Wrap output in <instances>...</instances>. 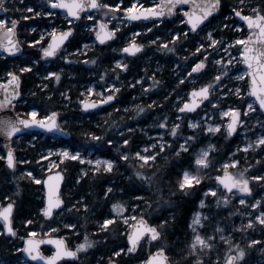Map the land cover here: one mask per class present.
<instances>
[{
    "label": "trees",
    "instance_id": "obj_1",
    "mask_svg": "<svg viewBox=\"0 0 264 264\" xmlns=\"http://www.w3.org/2000/svg\"><path fill=\"white\" fill-rule=\"evenodd\" d=\"M40 0H7V15L11 20H17L18 35L24 45L25 57L21 59V64L14 63L16 58L0 57V79L7 76V72L14 71L21 76L22 79V98L16 103V111L27 117L33 107L39 110L40 116L57 112L61 125L71 133L69 139H56L50 135L43 134H25L17 137L13 141L14 149L18 155L19 163L15 171H10L4 160H0V204H6L8 197L15 201L16 207L14 212V226L17 230L15 238L9 237L7 234L0 236V262L2 264H17L23 262L21 259V249L24 239L21 237L28 236L32 231H36L40 236L54 235L64 237L71 248H75L78 244L84 242L87 235L89 239L96 241L95 245L87 251H81L76 261H66L63 264H106L109 258L117 260L118 264H140L152 253L158 246L165 245L171 249L170 257L176 261H181L184 256L187 244L191 240V232L188 224L194 212L198 209L199 202L203 197V193L207 187L213 183L211 176L207 174L193 192L180 199L178 208L163 206L156 208L155 204L151 209L148 208L146 201L156 199L154 187L149 188L146 182H142L135 175L137 170L145 172V175H151L157 172V177L161 180V185L167 190L174 187L179 179V171L181 168L194 169L196 152L207 140H212L216 144V149L212 153L214 159V168H208L213 174L221 172L220 164L215 161H226L229 155L234 151L237 143V137L234 139L225 138L223 135H215L209 139L208 135L201 134L197 141H190L188 151L181 152L180 156L174 155L176 149L190 135L199 136L187 126L190 118L188 115L183 117L180 122L181 128L178 135L172 137L168 130H164L165 137L170 142V147L157 156L156 165L152 168L145 166L140 168L138 158L134 153L140 151L151 141L144 130H150L151 134L163 132L159 128V123L166 116L169 126L172 123L179 122L177 116L178 105L175 104V98L181 93L187 96L191 84L189 77H185L183 83H180L179 74L176 70L182 68V76H186L191 71L199 59H202L200 53H197L196 47L200 42L206 46L209 43L206 31H201L199 35L188 33V38L176 41L175 52L162 51L161 47L164 43H170L177 31H185L186 26L181 24L179 20H167L161 23H125L117 31L112 42L106 45H89L85 51H82L83 45L92 40L87 30L89 21L83 18L81 21L74 23V34L67 44V52L70 53L69 59L64 60L62 51L58 56L45 59L41 55V50L30 44L33 40H39L41 36V28L49 26L47 22L51 17H44L43 14L37 16L33 12H28L27 8L33 6L36 11L42 6V10H47V5H41ZM103 3H118V0H101ZM222 10L220 15L212 18V23L208 30L215 29L213 35L218 39H227L229 42L247 36V29L237 17L231 15L233 8L240 6H255L261 0H244L243 5H239L240 0H221ZM131 0H124L122 5L126 8ZM44 6V7H43ZM249 14V9H243ZM6 15V16H7ZM24 17H29L25 19ZM225 17H231L226 20ZM8 20V21H9ZM223 23H227V29L222 27ZM239 26L242 30H238ZM35 27L36 31L31 28ZM140 31L137 40L145 44V49L137 57L123 56L121 49L128 44L130 34ZM154 38H158L155 44H151ZM48 41L46 37L41 44L44 46ZM77 49H80L78 52ZM235 50L240 49L239 45L234 46ZM211 55L206 61V68L198 73L202 79V83H211V75L216 67L213 64V53L211 48L208 49ZM18 58V57H17ZM186 58V59H185ZM95 59L96 64L88 63ZM36 60L40 62L35 63ZM117 60H122L128 65V69L119 68L116 65ZM158 61V62H157ZM158 66V80L161 85L150 91H144L137 81L141 78L145 81V87L151 84L150 77L154 71V65ZM25 65L31 66L30 72H20V68ZM48 72L61 73L59 83L55 82V78H46ZM194 74V73H193ZM192 74V75H193ZM101 76L104 79H101ZM116 81L120 91L115 93L116 99L114 103L107 107H102L93 112H83L80 106V99L87 85L96 82V88L103 89L105 82ZM227 88L220 89L213 94L211 99L216 102L215 98L220 100V106L225 107L228 104L236 107H245V101H249V97L233 96L229 94L222 99L219 94L227 91L235 82L224 79ZM47 84V88H43V84ZM130 85H135L132 87ZM245 86L248 87L247 78ZM175 89V91H172ZM109 92V91H108ZM107 92V93H108ZM169 97L165 99V97ZM70 97V100L68 99ZM153 101L156 102L155 106ZM209 101L206 105H209ZM137 105L145 107V112L139 113ZM264 118V115H261ZM150 128V129H149ZM131 130V131H129ZM224 132V131H223ZM222 132V133H223ZM93 134L99 136L100 140H94ZM130 139L128 145L123 144V138ZM112 140L113 143H107ZM67 146L72 151L81 150L83 154L91 153L92 156L105 157L116 161L112 172H94L93 168L80 160H72L66 158L59 161L58 170L62 171L65 176V182L62 189V197L65 205L62 210L55 212L51 219L41 213L40 208L44 206V187L43 184H36L26 173L31 171L40 179H44L47 174L52 172L48 169L46 160H40L41 154L49 147ZM0 149L3 151L2 147ZM119 149V151H118ZM124 153L129 154V160L122 158ZM252 168L251 175L264 174V150L261 152H249L247 156ZM241 166L245 159L239 155ZM29 161L30 163H20V161ZM180 160L182 163H177ZM259 161V163H257ZM87 171L88 175L84 176L83 172ZM82 177V178H81ZM216 184V183H214ZM111 186L113 193L107 198L104 197L105 189ZM253 187L264 191V185L253 182ZM19 188V191H18ZM144 188L146 191H138ZM123 189V191H120ZM138 196H143L144 200H138ZM208 202L213 205L215 198L207 197ZM80 201L87 202L89 210L85 211L77 204L76 208H72V204ZM117 202H123L127 211L125 216L130 214L145 215L149 223L158 224L160 219H169L171 215H176L175 224L171 222L164 233V240L159 242L148 243L142 241L138 250L134 253H122L120 257H115L114 252L119 247H127L126 234L129 226L117 219L114 226H109L108 231H100L102 221L107 218L109 213L113 216L117 213L112 209L111 205ZM135 205L138 208L133 210ZM70 210H64V208ZM79 208V211H77ZM212 209V208H211ZM31 219L32 224H26L25 220ZM75 224V228H68L66 225ZM3 224L0 221V231H3ZM242 238L237 242L241 247H246L245 260L247 264H257L260 258L264 260V228L260 227L259 231L240 232ZM250 239L262 240V244L255 246H247ZM222 245V244H220ZM44 252L50 251L48 246L43 248ZM179 253V254H178ZM219 253L225 255L224 248L219 247ZM189 259L194 260V257ZM216 257L212 255V260ZM33 264V263H27ZM207 264V260H206Z\"/></svg>",
    "mask_w": 264,
    "mask_h": 264
},
{
    "label": "snow or ice",
    "instance_id": "obj_2",
    "mask_svg": "<svg viewBox=\"0 0 264 264\" xmlns=\"http://www.w3.org/2000/svg\"><path fill=\"white\" fill-rule=\"evenodd\" d=\"M48 5H51L52 9H64L66 10V15L69 17H74L76 20L81 18L82 13H85V10L88 9H108L112 12V15L115 16L116 10L120 9L123 0H119L118 3H103L101 0H46ZM241 5L244 4V0H240ZM191 4L192 7L187 9L183 6ZM180 7L183 12V17H180V23L184 24L187 28L186 31H177L174 34L173 40L170 42L173 46L169 47L168 43H164L161 47V50L168 52L176 51V41L181 39V36L184 39L188 38V33L192 32L196 35H199L200 31H206V35L209 43L207 46L200 42L196 47V52L200 53L203 57L199 59L198 62L191 67V71L187 73L188 77H191L193 73H199L206 68V61L211 53L208 51L209 48L216 49L218 51H223L226 53V56H221L216 60V63L221 65V68L218 70V74L213 76L211 83L204 84L199 89H193L190 93V99H181L177 94V100L180 101L178 105V112L185 114L188 112H195L196 109L204 103L205 100H208L209 103H212V100L209 99L212 96L214 91H219L220 89L227 88L224 84V79H231L229 76L230 68L229 66L233 64L234 58L231 55L230 49L235 46H240V55L243 57V64L247 65V70L238 75L237 79L244 80L245 77L248 78L249 87L248 91L244 92L240 87H234L223 91L220 93L221 96H228L229 94H234L237 96H248L249 99L255 98L252 103L245 101L246 109L241 107L229 106L227 110L223 111L221 114L224 117H228L226 124L224 122H214L207 123V113L205 117L201 118V121H190L189 127L191 129H196L199 131H206L210 134L215 135L216 133H221L223 128L224 136L232 137L237 133L239 127L247 123L248 113H255L257 110H260L261 115H264V0H261L260 3L255 6H249V14L241 8H233L231 15L235 17H240L241 20L245 21L247 28L250 30L249 34L244 37L236 38L232 41L225 39H218L213 35L212 30H208L212 21L210 18H215L214 14L219 13L221 8V0H160L159 3H155L151 8H144L143 4H137L133 2L130 7L123 9L125 13L128 14L129 19L137 20L141 17H164L165 15H173L177 8ZM0 10L6 11L4 6V0H0ZM28 12H33L35 15H41L40 11L29 7L27 8ZM45 16L53 17L56 15L55 12L49 10L42 13ZM105 16L109 15L108 11L104 12ZM28 19L29 17H24ZM186 18V19H185ZM231 17H225L226 20ZM88 21L93 23L87 25L95 32L96 39L100 41L101 44L106 43L114 39L116 36V30H109L107 24L104 20L99 22V30H97L94 17L91 15H86ZM75 21L69 19L67 23L69 25L73 24ZM163 22V21H161ZM11 26L9 22L5 19H0V50H3L7 53L15 55L22 51V45L19 43L16 38L15 29L18 25L17 20H11ZM222 27L227 29L229 25L223 23ZM238 30H242L239 26H236ZM32 31H36L35 28ZM74 29L72 27H67L66 30H60L57 33V29L53 28L52 30V42L47 47H42L41 51L44 58L56 57L59 54V51L66 40L73 34ZM138 35V34H134ZM44 36H40V40H43ZM39 41L33 40L30 42L32 45L38 44ZM153 44L156 41H152ZM145 45L143 43H137L133 39L126 47L121 49L125 53H130L135 55L138 52H141L144 49ZM84 48H88V45L85 44ZM79 52L80 49H77ZM65 58V57H61ZM186 59V58H185ZM39 60H36L35 63H39ZM88 63L96 64V60L86 61ZM116 64L119 68L128 69V65L119 60L116 61ZM31 66L25 65L20 68V72H30ZM7 76L10 77L7 81L0 82V88H3L4 83H7L11 87L4 88L3 92L0 93V110L10 109L14 107V103L17 102V98L21 96L20 82L21 76L14 71L7 72ZM55 78V82L59 83L61 79V73L59 72H48L46 78ZM101 79H104L101 76ZM152 83L145 87V81L141 78L138 83H140L142 90L150 91L161 85V81L157 79L156 74L153 73L151 76ZM180 83H183V80H180ZM135 87V85H130ZM43 88H47L48 85L45 83L42 85ZM120 88L115 84L111 85L108 94L104 91L98 93L99 101H89L83 100L85 109L97 108L99 105L106 104L110 101L116 99L115 93H118ZM172 91H175L173 89ZM96 92L95 88L88 89L86 94L91 95ZM169 97H165L168 99ZM70 100V97H68ZM216 99V107H219L220 100ZM156 102L153 101L155 106ZM137 111L139 113L145 112V107L137 105ZM24 116L17 114L15 119L11 117H5L0 119V134L6 138V140L11 141V138L15 137L18 133H21L24 128H30L33 126H39L49 131L52 130H62L60 129L59 124L57 123V112H51L50 115H44L41 118H37L39 113L38 110L34 107L29 113ZM178 120H182L183 116H178ZM204 121V127L201 128V122ZM256 123L260 124L261 128H264V120H257ZM159 128L166 129L170 132L172 137L178 135V130H180V123H172L169 126L168 118L165 116L163 120L159 123ZM131 131V130H129ZM160 139L156 143H152L149 147L142 149V151H137L134 153V156L138 158L140 162V168L143 169L145 166L152 168L156 165L157 156L160 153L164 152L166 148H169L170 145L167 141L163 140V132H158ZM94 140H100L99 136L93 134ZM195 136H189L184 139V142L178 146L174 155L179 157L181 152L188 151L189 142L195 140ZM107 143L112 144V140H108ZM130 139L127 137L123 138V144L128 145ZM149 148L152 151H149ZM216 148L215 144L209 143L205 148H201L199 153L196 154L195 166L196 171H190L186 168H181L179 171V179L176 181L174 187H169L165 189L161 185L160 178L157 177V172H152L151 175H145L144 171L137 170L135 175L140 178L142 182H146L149 188L155 189L157 194L156 199L153 201H146L148 208L151 209L153 204L156 208L163 206L176 207L180 206L179 200L190 195L197 185L201 183L204 179L199 173L203 169L214 168V159L212 157V152ZM260 148L264 150V135L258 136L256 140L250 141L244 145V151L247 152L249 149ZM241 149L236 148V152H239ZM119 151V149H118ZM59 157L61 159L71 158L72 160H80L82 163L85 161L86 157H83L80 151L72 152L67 148H61L58 150ZM51 149L47 150V155L41 154L40 160H48V158L54 155ZM123 160H129V154L124 153L122 157ZM0 160L6 161L7 167L15 170L17 168V158L15 156V149L11 147L9 143V150L6 154L0 155ZM89 164H94L97 167L93 169L94 172H100L103 168L104 172H112L116 164L115 160H100L95 161L88 160ZM20 163H30L29 161H20ZM177 163H182L178 160ZM215 163L220 164V170L222 174L216 176V181L218 183L210 185L207 187V191L204 193V196L207 197L209 194L212 197H217V189H221V194L218 198L215 199L214 203L217 208H220L221 205L231 204L232 198L237 194H246V197H251L253 193V182L257 184L264 185V174L257 175H247L248 167L243 168L242 170H237L235 172L230 171L229 169H234L240 164V160L236 159L235 153H232L227 162L224 161H215ZM259 163V161H257ZM53 165L58 167L55 161L52 162ZM251 165H249L250 167ZM27 177L34 181L36 184H47V194L45 197L46 203L40 208L41 213L45 217H52L56 210L61 209L65 205V201L60 194V183L63 181L64 177L61 172H57L55 176L49 175L47 180H42L34 175L31 171L26 173ZM84 176H87V171L83 172ZM82 178V177H81ZM55 181V183H53ZM138 191H146L147 189L139 188ZM235 190V192H234ZM19 191V188H18ZM113 188L108 186L104 191V197L107 198L109 194L113 193ZM123 191V189H120ZM245 196H242L238 203L240 206H244L243 211L240 208H236L235 212H240L241 215L247 217V222L241 223L239 229L241 232H247L249 229H254L257 226L264 228V196L260 199L252 197V202L249 203V199ZM8 203L6 205L0 204V220L3 223V231H0V236L10 234L11 236L17 235V230L13 225V212L16 207L15 201H12L10 197L7 198ZM138 200H144L143 196H138ZM201 209L208 208V211H197L192 215V218L188 224V228L191 232V240L184 250V256L182 258V264H247L245 260L246 257V247H241L239 243L234 242V237L231 234L225 235V227L222 226L218 221L213 224V217L217 216L218 213L212 212L210 207L206 204L205 199L200 200ZM77 204H80V207L85 211L89 210V204L87 202L81 203L77 201L72 204V208H76ZM112 209L117 213L113 216L109 213L107 218H104L100 231H108L109 226H114L117 219L121 220L124 224L129 225L131 231L126 234L127 241L129 246L119 247L118 250L114 252L115 257H120L122 253L131 254L138 250L142 241L151 243L156 241L159 245L160 241L164 240V233L168 228L169 223L175 224L176 215H171L169 219H160L158 224L149 223L148 219L145 218L144 214L139 216H125L124 213L127 211L126 205L123 202H117L111 205ZM139 205H135V208H138ZM252 209L257 211L253 212ZM64 210H70L64 208ZM79 211V208H77ZM235 212L230 213L229 215H235ZM26 224H32L31 219L25 220ZM68 228H75V224L66 225ZM210 229V230H209ZM37 233L32 231L28 236L21 237L25 240V246L23 249H17L18 252L27 253L32 260H43L47 264H57L58 261L62 260L64 257H78V254L81 251H87L89 248L93 247L96 241L89 239L86 235L84 237V242L78 244L75 249H71L67 246V242L60 237L50 239L48 242L55 245V251L52 255H45L39 248L40 244L44 243V240L34 239ZM218 241L223 242L227 245V255H221L219 252L215 253L216 259L212 260L213 250L218 247ZM261 241L256 239H250L247 246H255L261 244ZM169 249L166 244L158 246L154 252H152L147 259L143 260L142 264H181V261H174L170 255ZM179 254V253H178ZM194 257L195 259H189ZM109 264H117V261L109 258Z\"/></svg>",
    "mask_w": 264,
    "mask_h": 264
},
{
    "label": "rangeland",
    "instance_id": "obj_3",
    "mask_svg": "<svg viewBox=\"0 0 264 264\" xmlns=\"http://www.w3.org/2000/svg\"><path fill=\"white\" fill-rule=\"evenodd\" d=\"M159 0H131L130 4L127 5V7H130L131 4L133 2H136L137 4H143L144 7H151L153 6L155 3H158ZM41 3V5H47L46 3V0H40L39 1ZM102 2V1H101ZM119 2V0H118ZM123 3H124V0H123ZM123 3L121 4V7L120 9L116 10V14L115 16L112 15V12L108 9H99L98 12L96 13H92L91 16L94 17V20H95V23H96V27H97V30H99V21L101 20H104V22L107 24V26L109 27V29H115L116 30V33L117 31L122 27L123 24L126 23L125 21V12L123 11ZM239 5H241V3H239ZM44 7V6H43ZM248 8V6H240V7H237V8H241L242 10L244 8ZM29 8V7H28ZM31 8H33V6H31ZM41 12V14L45 11L42 10V6L39 7V10ZM46 11H49L48 8ZM105 11H108L109 12V15L108 16H105L104 15V12ZM56 15L51 17L49 20H47V22L50 23L49 26H43L41 28V35L45 37H48L50 35H52V30L53 28L57 29V32H59L60 30H64L65 29V22L67 23L68 19H67V15L65 12L63 13H60V12H55ZM178 15H181V17L183 16V12L182 11H179ZM44 17H50V16H45ZM11 17L10 16H4L2 17L1 19H5V20H9ZM180 18V17H179ZM178 18V19H179ZM180 20V19H179ZM9 22V26H11L10 24V20L8 21ZM180 22V21H179ZM93 22L90 21L89 22V25L92 24ZM68 25V23H67ZM35 28V27H33ZM31 28V30L33 29ZM36 29V28H35ZM87 30L90 32V34H92L93 36L95 35V32L92 31V29L90 27H87ZM140 31H136V32H132L130 34V39L128 41V44L133 40H137L138 38V35H139ZM134 34H138V35H134ZM39 41L38 44L34 45L36 46L37 48L41 49L43 46H41V42L42 40H37ZM89 46L88 43H85ZM84 44V45H85ZM151 44H152V41H151ZM48 45V44H47ZM46 45V46H47ZM84 45H83V48H82V51H85L86 48H84ZM145 45V44H144ZM45 47V46H44ZM219 48V46L216 47V49H213L211 48V52L213 53V64L216 65V67L214 68V72L213 74L211 75V77L213 78V76L217 75L218 74V70L221 68V65L217 64L216 63V60L219 59L221 56H226V53L223 52V51H218L217 49ZM145 49V47H144ZM67 48H64V54L62 57H65L64 60H67V58L69 59V55L70 53H68L67 51ZM230 52H231V55L232 57L234 58V61H233V64L229 66L230 68V71H229V76L231 77V79H227V80H231L233 82H235V84L231 85L229 87V89H232L234 87H240L242 90H244V92H247L248 91V87L245 86V79L244 80H239L237 79L238 75H240L241 73H243L245 71V69H243L241 63H242V59H241V55H240V51L238 50H235L234 49V46L230 49ZM25 57V55H21L19 56L18 58H16L15 62L16 64H18V66L21 64V59H23ZM122 62V60H119ZM117 65V64H116ZM118 66V65H117ZM119 67V66H118ZM182 68H178V70H176L177 74L180 73L179 71H181ZM8 79V76H5L3 77L1 80L2 81H6ZM140 80V79H139ZM138 80V81H139ZM137 81V83H138ZM151 83H152V80L150 79ZM189 84H191V87L192 88H195V87H201L204 85V83H202V79L200 78V76L198 74H195L194 76H191L189 77ZM112 84H115L117 87H118V83L116 81H110L108 83L105 82V85H104V88L103 89H99V88H96V82H94V84H89L87 85V87L85 88L84 92H83V97L80 99V102L83 101V100H87V99H91V100H95V101H98L99 100V96H98V93L101 92V91H104L106 94H108L107 92L109 91V89L111 88V85ZM140 84V83H139ZM207 84V83H205ZM226 85V84H225ZM91 88H95L96 89V92L92 93L90 96L86 94L87 90L88 89H91ZM218 91H214L212 93L215 94L217 93ZM233 96H237V95H234ZM179 97L181 99H188V95L187 96H184V93H181L179 95ZM219 97L222 99L224 96H221L219 94ZM238 98L240 97H245V96H237ZM254 100H251L249 99V101H247L248 103H252ZM174 103L177 105H180V101L177 100V96L175 98V101ZM216 102L212 101L211 104L209 105H205V107L203 109L200 110V112H198L197 114H195L193 117H190L187 121V126L189 129H191L189 127V122L190 121H201V118L202 117H205V113H207V119H206V122L207 123H218V122H224L226 124L227 120L229 119L228 117H224L221 113L225 110H227V108L229 106H233V107H236L235 105H232V104H228L227 106L225 107H221L219 105V107L217 108L216 106ZM34 108V107H33ZM37 109V108H36ZM243 109H246V105ZM32 110V109H31ZM38 110V109H37ZM38 113H39V110H38ZM44 115H47V114H44ZM44 115L40 116V113L38 115V117H43ZM178 117V116H177ZM257 120H264V118L261 117V113L259 110H257V112L255 113H248V116H247V123L242 125L241 127L238 128L237 130V134H236V137H237V143H236V147L234 149V151L232 153H235V157L236 159H239L238 156L241 155L244 159H245V162L242 164L241 166V162L238 166H236V168L234 169H229L230 171H237V170H242L243 168L245 167H248V172H247V175H251V171L254 169L252 168V166L249 167L250 164H246V162L249 161L248 159V155H249V152H261L263 150H261L260 148H256V149H249L247 152H245L243 149H244V145L247 144L248 142L250 141H254L257 139L258 136H261V135H264V128H261L260 124L256 123ZM179 122L177 123H180L182 122V120H178ZM204 127V121L201 122V128ZM150 129V128H149ZM165 129H163V140L164 141H167V138L165 137V132H164ZM192 131H195L197 134H199V136H196V135H190V136H195L196 139L193 140V141H197L200 137H201V134H204V135H208L209 136V139H211L212 137H214L215 135H223V128L221 129V133H216L215 135L213 134H210L206 131H199V130H196V129H191ZM144 134L147 135L148 139H150V143L143 147L142 149L146 148V147H149L152 143H156L160 137L158 136V133L156 134H151L150 133V130H144L143 131ZM189 137V136H188ZM230 138V137H228ZM231 139V138H230ZM184 141L181 142V144L183 143ZM170 144V142H168ZM209 143L211 144H215L212 140H207L202 146H200L196 152L199 153L200 149L201 148H205ZM216 145V144H215ZM1 146V144H0ZM239 147L241 150L239 152H236V148ZM61 148H67L69 149L70 151H72L69 147L67 146H60V147H49V148H46L43 152H44V155H47V150L51 149L53 151V153H55L54 155L50 156L48 158L47 161V164H48V169L49 170H52V171H55L57 170L58 167H56L55 165L52 164L53 161L56 162V164H59V161L60 160H63L59 157V153H58V150L61 149ZM142 149L140 151H142ZM216 149V148H215ZM214 149V150H215ZM213 150V151H214ZM76 151H80L82 156L83 157H86L85 161L83 163H86L88 166L92 167L93 169L95 167H97L96 165L94 164H89L87 161L88 160H92V161H95L97 159H100V160H109V158H105V157H99V156H92L91 153H88V154H83L81 150H76ZM149 151H152V149L149 148ZM72 152H75V151H72ZM213 153V152H212ZM231 153V154H232ZM230 154V155H231ZM0 155H4L3 151L0 149ZM229 155V156H230ZM229 158V157H228ZM66 159V158H64ZM112 160V159H111ZM228 160V159H227ZM227 160L225 162H227ZM240 160V159H239ZM103 169V168H101ZM190 171H193L195 172L196 171V166L194 169H188ZM200 175H202L204 178L207 174H209V176H211L212 178V181L213 183L210 184V185H213L214 183H218V181H216V176L217 175H220L222 174V172H216V173H212L209 169H203L200 173ZM209 185V186H210ZM207 190H205L206 192ZM204 192V193H205ZM204 193H203V197L201 199H205L206 200V204L210 207L211 211L212 212H216L218 213L217 216H214L213 217V224H215L217 221L225 227L226 231H225V235H228V234H231L233 237H234V242L235 241H239L241 238H242V235L240 234V229H239V226L241 223H245L247 222V217L246 216H243L241 215L240 212H235L236 208H240L241 211H243L244 209V206H240L238 201L239 199L242 197V196H245L246 197V194H241V193H237L233 198H232V201H231V204L225 206V205H221L220 208H217L215 206V203L213 202V205H211L208 200H207V197H210V198H214L212 197L210 194L205 197L204 196ZM221 194V189L218 188L217 189V197H219V195ZM262 196H264V191H261L260 188L257 190L253 187V193H252V196L251 197H246L249 199V203L252 202V197L256 198V199H260ZM209 209L208 208H205V209H201L200 207V203H199V206H198V209L195 211H208ZM251 211L255 212L257 210L255 209H252ZM194 212V213H195ZM235 212V215H229L230 213H233ZM138 216L137 214H130L128 215L129 217L131 216ZM129 228H130V224L128 225ZM260 229V226H257L255 227L254 229H249L247 232L251 231L253 233V231H259ZM210 230V229H209ZM36 232V231H35ZM37 233V232H36ZM38 235V233H37ZM235 242V243H237ZM218 247L216 249L213 250V255L215 256V253L216 252H219V247H221L222 249L224 248L225 250V256L227 255V245L224 244L223 242H220L218 241ZM222 244V245H220ZM216 257V256H215ZM215 260V259H214ZM2 262H0V264H2ZM17 264H27L25 260H23V262H18ZM257 264H264V260H258Z\"/></svg>",
    "mask_w": 264,
    "mask_h": 264
},
{
    "label": "water",
    "instance_id": "obj_4",
    "mask_svg": "<svg viewBox=\"0 0 264 264\" xmlns=\"http://www.w3.org/2000/svg\"><path fill=\"white\" fill-rule=\"evenodd\" d=\"M159 2H160V0H159ZM159 2H158V3H159ZM6 4H7V0H4V6H5V9H6ZM48 7H49V9H50L51 11L66 12V10H64V9H52V8H51V5H48ZM152 7H153V6H152ZM183 7H186L187 9H190V8L192 7V5H191V4H188V5L183 6ZM144 8H151V7H144ZM178 8H180V7H178ZM97 11H98L97 9H88V10H85V13H82L81 18H80L79 20H81L82 17H83L84 15L89 14V13H92V12H97ZM220 12H221V8H220L219 13L214 14V16L219 15ZM6 13H7V9H6V11L0 10V19H1L2 17H4V16L6 15ZM173 16H174V14L171 15V16L165 15L164 17H147V18H145V17H141L140 19L133 20V19H129L128 14L125 13V19H126V21H128V22H135V23H144V22L162 21V20H166V19H171V18H173ZM69 19H72V20H74V21H79V20H76V18H74V17H69V16H68V20H69ZM185 19H186V18H185ZM210 19H211V18H210ZM238 19H239L240 22L244 23L245 26H246V28H247V24H246V22L243 21V20H241L240 17H238ZM108 29H109V28H108ZM109 30H110V29H109ZM247 30H248V32L250 31L248 28H247ZM15 33H16V38L18 39L19 43L23 46V44H22L21 41H20L19 35H18L17 27H16V29H15ZM57 33H58V32H57ZM71 36H72V35H71ZM71 36L68 38V40H66V41L64 42V44L62 45L61 49H62V48H63V47L69 42ZM95 37H96V36H95ZM96 40L100 43V41H99L98 39H96ZM112 40H113V39H112ZM112 40L107 41L106 43H109V42H111ZM51 42H52V36H51V38H50V42H49V44H50ZM136 42L139 43L138 41H136ZM106 43H104V44H106ZM126 46H127V45H126ZM126 46H125V47H126ZM61 49H60V50H61ZM59 52H60V51H59ZM122 52H123V51H122ZM141 52H142V51H141ZM141 52H138V53H136L135 55L130 54V53H125V52H123V54L126 55V56H129V57H135V56H137L138 54H140ZM23 53H24V46L22 47V51H21L20 53H16L15 55L10 54V53H7V52H5V51H3V50H0V56H2V57H18V56H21ZM48 58H53V57H48ZM241 58H242V61H243V57H242V56H241ZM241 65H242L243 69L247 70V67H248L247 65L243 64V62L241 63ZM17 74H18V73H17ZM8 79H10V77H9ZM247 80H248V78H247ZM0 82H1V81H0ZM9 87H11V86L8 85L7 83H4L3 88H0V93L3 92L4 88H9ZM248 87H249V81H248ZM199 88H200V87H199ZM199 88H195V89H199ZM192 90H193V89H192ZM192 90H191V91H192ZM19 91L21 92V96L17 98V102L14 103V107H13V108H10V109L0 110V119H4L6 116H7V117H11V118H13V119H15V118L17 117V114H18V113H17V111H16L15 106H16V103H18V102L21 100V98H22V79H21V82H20V89H19ZM191 91L189 92L188 99H190V93H191ZM0 98H2V97H0ZM209 99H211V96L209 97ZM254 99H255L254 97L251 98V100H254ZM88 100H89L90 102H91V101H95V100H91V99H88ZM114 100H115V99H114ZM114 100H113V101H110V102H108V103H106V104L99 105L97 108H90V109H85L84 106H83V104L81 103V109H82L83 112H86V113L93 112V111H96V110H98V109H100V108H102V107H104V106L110 105L111 103L114 102ZM207 101H208V100H205L204 103L201 104V105L196 109L195 112H188V113H186V114H194V113L198 112L200 109H202V108L204 107V105L206 104ZM97 103H98V101H97ZM259 111H260V110H259ZM50 114H51V113H50ZM50 114H49V115H50ZM20 116H21V115H20ZM24 117H25V116H24ZM25 118H27V117H25ZM37 118H40V117H37ZM57 123L59 124L60 129H62V130H52V131H49V130L44 129V128L39 127V126H33V127H30V128H24L23 131H22L21 133H18L15 137L11 138V141L6 140V138L3 136V134H0V144H1L2 148H3L4 153L6 154L7 151L9 150V143L11 144V147L14 148V147H13V141H14V139L17 138V137H21V136H23V135H25V134H43V135H50L51 137L56 138V139H69V138L71 137V133L61 125L60 120H59V115H58V117H57ZM234 136H235V134H234L231 138H233ZM15 156H16L17 161H18V156H17L16 151H15ZM5 164H6V161H5ZM17 166H18V163H17ZM6 167H7V165H6ZM7 168H8L10 171H15V170L17 169V168H16L15 170H13V169H11V168H9V167H7ZM57 172H61L62 175H63V177H64L63 172L57 170V171H53V172L49 173V174H48L43 180H47V177H48L49 175L55 176ZM64 181H65V177H64L63 181L60 183V194H61V192H62V188H63V185H64ZM53 183H55V181H53ZM43 186H44L45 197H46V194H47V192H46V190H47V184L45 183V184H43ZM234 192H235V190H234ZM45 203H46V200H45ZM5 205H6V204H5ZM63 207H64V206H62L61 209H62ZM61 209H59V210H61ZM59 210H56V211H59ZM56 211H55V212H56ZM14 212H15V209H14ZM14 212H13V219H14ZM55 212H54V213H55ZM52 217H53V216H52ZM52 217H46V218H47V219H51ZM2 222H3V221H2ZM3 223H4V222H3ZM13 225H14V220H13ZM130 231H131V228H130L129 232H130ZM7 235H8L9 237H12V238L15 237V236H11L10 234H7ZM54 238H57V236H48V237H39V236H36V237H34V239L44 240V243H43V244H40V245H39V248H40V250H41L45 255H48V254H46V253L43 251V249H42V247H43L44 245H49L50 248L52 249V253H51L50 255H52V254L54 253V251H55V245H54V244H51V243L48 242L50 239H54ZM60 238H63V239L67 242V240H66L64 237H60ZM145 239H146V238H145ZM127 244H128V246H129L128 241H127ZM24 246H25V240H24V244H23L22 249L24 248ZM67 246L69 247L68 242H67ZM69 248H70V247H69ZM73 250H74V249H73ZM154 251H155V250H154ZM154 251H153V252H154ZM150 254H151V253H150ZM150 254H149V255H150ZM149 255H148V256H149ZM21 257H22L24 260H26V261H28V262H31V263H33V264H47V262H46V261H43V260H32L31 257H29V256L27 255V253H24V252H21ZM78 257H79V254H78ZM78 257H64L62 260L58 261L57 264H61V263L65 262V261H69V260H71V261H76V260L78 259ZM147 258H148V257H147ZM147 258H146V259H147ZM114 260H115V259H114ZM116 261H117V260H116ZM107 264H109V262H108ZM117 264H118V263H117ZM140 264H142V263H140Z\"/></svg>",
    "mask_w": 264,
    "mask_h": 264
},
{
    "label": "flooded vegetation",
    "instance_id": "obj_5",
    "mask_svg": "<svg viewBox=\"0 0 264 264\" xmlns=\"http://www.w3.org/2000/svg\"><path fill=\"white\" fill-rule=\"evenodd\" d=\"M158 2H159V1H158ZM47 8H48V7H47ZM185 8H186V7H185ZM221 10H222V1H221ZM179 11H181V9H180V8H177L176 12L174 13L173 18H171V19H166V20H162V21H167V20H177L179 17H181V15H178ZM97 12H98V11H97ZM92 13H96V12H92ZM92 13H89V14H86V15H92ZM220 13H221V12H220ZM245 14H246V13H245ZM86 15H84V16L82 17V19H83V18H86ZM219 15H220V14H219ZM216 16H218V15H216ZM216 16H214V17H216ZM182 17H183V16H182ZM82 19H81V20H82ZM81 20H79V21H81ZM178 20H179V19H178ZM211 20H212V18H211ZM79 21H75L74 23H77V22H79ZM179 21H180V20H179ZM89 22H90V21H89ZM99 22H100V21H99ZM74 23H73V24H74ZM146 23H161V21L146 22ZM73 24H71V25L68 24V25H67V23L65 22V26H66V27H65L64 30H66L67 27H72V28L74 29ZM244 25H245V24H244ZM245 28H246V26H245ZM246 29H247V28H246ZM186 30H187V28H186ZM186 30H185V31H186ZM74 32H75V30H74ZM74 32H73V34H74ZM200 32H201V31H200ZM200 32H199V33H200ZM190 33H192V32H190ZM73 34H72V36H73ZM192 34H193V35H196V34H194V33H192ZM248 34H249V32H248V30H247V35H248ZM51 36H52V35L48 36V41H47V43L44 45L45 47H47V46L49 45V42H50V38H51ZM72 36H71V38H72ZM89 36H92V38H93V39L90 40L89 42H86V43H88L89 45H96V44L106 45V44H108V43H106V44H101V43H99V42L96 40L95 35L93 36L92 34H89ZM45 38H46V37H45ZM45 38H44V39H45ZM71 38H70V40H71ZM114 38H115V37H114ZM44 39H43V40H44ZM157 39H158V38H154L152 41H156V42H157ZM43 40H42V41H43ZM70 40H69V42H70ZM112 41H113V40H112ZM112 41H111V42H112ZM136 41H138V40H136ZM69 42H68V43H69ZM138 42L141 43L140 41H138ZM68 43H67V44H68ZM109 43H110V42H109ZM47 44H48V45H47ZM67 44H66V45L60 50L59 54H60L62 51H64V48H66ZM46 45H47V46H46ZM41 46H43V45L41 44ZM44 46H43V47H44ZM40 50H41V49H40ZM143 50H144V49H143ZM143 50H142V52H143ZM142 52H141V53H142ZM121 53H122L123 56H125V55L123 54L122 51H121ZM141 53H140V54H141ZM59 54H58V55H59ZM140 54H138V55H140ZM41 55H42V57H43L42 51H41ZM58 55H57V56H58ZM138 55H137V56H138ZM137 56H135V57H137ZM127 57H129V56H127ZM43 58H44V57H43ZM53 58H54V57H53ZM132 58H134V57H132ZM157 62H158V61H157ZM179 68H181V67H179ZM157 70H158V66L155 64V65H154V71H153V73L156 74V77H157V79H158V73H157ZM177 70H178V69H177ZM179 72H180V73H178V74H179V78H180V80H184V78L187 77V75H186V76H182V74H181L182 70L179 71ZM175 74L178 75L177 72H175ZM195 74H198V73H194L192 76H194ZM150 78H151V77H150ZM188 80H189V79H188ZM188 82H189V81H188ZM195 88H199V87H195ZM192 89H194V88L191 87L190 91H191ZM190 91H189V92H190ZM188 96H189V93H188ZM114 101H115V100H114ZM113 103H114V102H113ZM113 103H111L110 105H112ZM110 105H107V106H110ZM107 106H104V107H107ZM198 112H200V110H199ZM198 112H196V113H194V114H186V113H185V114H181V113H179V112H178V113H179V116H183V117H184L185 115H188L189 117H193V116H194L195 114H197ZM182 121H183V119H182ZM236 134H237V133H236ZM236 134H235V136H234L233 138H231V137H230V138H231V139H234V138L236 137ZM41 237H43V236H41ZM46 237H47V236H46ZM257 240H258V241H261V242L263 243L262 240H259V239H257ZM262 243H261V244H262ZM45 246H48L49 249H50V251H49L48 253H46V252H45V253L48 254V255H50V254L52 253V249L50 248L49 245H44V246L42 247V249H43ZM43 251H44V250H43ZM260 260H263V258H260ZM65 262H66V261H65ZM257 262H258V261H257ZM63 263H64V262H63ZM63 263H61V264H63Z\"/></svg>",
    "mask_w": 264,
    "mask_h": 264
}]
</instances>
